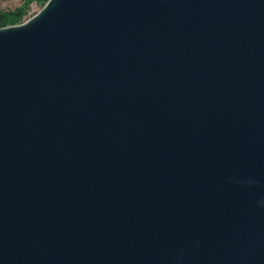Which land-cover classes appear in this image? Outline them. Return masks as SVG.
<instances>
[{
	"label": "water",
	"instance_id": "obj_1",
	"mask_svg": "<svg viewBox=\"0 0 264 264\" xmlns=\"http://www.w3.org/2000/svg\"><path fill=\"white\" fill-rule=\"evenodd\" d=\"M0 264H264V0L0 29Z\"/></svg>",
	"mask_w": 264,
	"mask_h": 264
},
{
	"label": "trees",
	"instance_id": "obj_2",
	"mask_svg": "<svg viewBox=\"0 0 264 264\" xmlns=\"http://www.w3.org/2000/svg\"><path fill=\"white\" fill-rule=\"evenodd\" d=\"M49 0H21L13 9L0 8V29L23 24L31 18L29 15L31 6L36 4L40 10Z\"/></svg>",
	"mask_w": 264,
	"mask_h": 264
},
{
	"label": "rangeland",
	"instance_id": "obj_3",
	"mask_svg": "<svg viewBox=\"0 0 264 264\" xmlns=\"http://www.w3.org/2000/svg\"><path fill=\"white\" fill-rule=\"evenodd\" d=\"M21 0H0V8L1 9H13L16 6L20 4ZM40 11V8L36 5L33 4L31 6L29 15L31 18L36 15Z\"/></svg>",
	"mask_w": 264,
	"mask_h": 264
}]
</instances>
